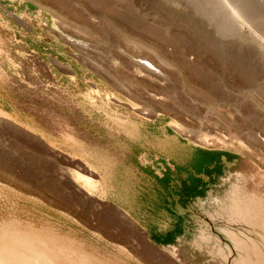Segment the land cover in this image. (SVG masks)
I'll use <instances>...</instances> for the list:
<instances>
[{
  "label": "rangeland",
  "instance_id": "rangeland-1",
  "mask_svg": "<svg viewBox=\"0 0 264 264\" xmlns=\"http://www.w3.org/2000/svg\"><path fill=\"white\" fill-rule=\"evenodd\" d=\"M0 110V196L39 204L12 212L0 201V220L44 226H0L7 264H87L75 251L96 264H264V0H0ZM111 112L157 117L185 143L234 158L190 202L172 247L86 195L97 177L67 158L84 152L75 137L127 144L105 132ZM234 195L248 209L231 208Z\"/></svg>",
  "mask_w": 264,
  "mask_h": 264
},
{
  "label": "crops",
  "instance_id": "crops-1",
  "mask_svg": "<svg viewBox=\"0 0 264 264\" xmlns=\"http://www.w3.org/2000/svg\"><path fill=\"white\" fill-rule=\"evenodd\" d=\"M103 116L105 132L121 133L127 144L103 143L93 137L90 144L86 137L70 141L85 148L83 153H71L70 149L67 158L82 164L97 177L99 185L90 194L82 190L127 216L154 245H176L187 230L190 202L201 199L208 187L218 184L220 177L234 166V158L185 143L157 117L140 121L115 112ZM108 120L115 121L111 124L113 129L108 128ZM157 140L161 146H156ZM166 141L171 143L169 150L162 144ZM77 180L84 183V188H96V183L85 176L78 175ZM130 181L133 184L125 187L124 183ZM139 206L147 219L137 218L141 215L136 211Z\"/></svg>",
  "mask_w": 264,
  "mask_h": 264
},
{
  "label": "water",
  "instance_id": "water-1",
  "mask_svg": "<svg viewBox=\"0 0 264 264\" xmlns=\"http://www.w3.org/2000/svg\"><path fill=\"white\" fill-rule=\"evenodd\" d=\"M6 196H7V194H4V195L0 196V201L4 204L5 207H8L9 209H11L12 212L13 211H17L19 207H23V206L20 205L19 202H21L23 204H27L28 203L31 206H38L39 205L37 202H35L33 200H29L28 201V199L22 198L21 196H19L17 194H13V195L11 194V197H9V198H7L8 196L7 197ZM18 211H20V210H18ZM9 221L18 222L20 225H24V226H28L29 225V226L34 227V228H39L40 226H43V225H40L38 227H35L33 225H30L29 223L22 222L21 220H14V219H7V220H3V221L0 220V226H12V225L7 223ZM62 238L66 239L64 237H62ZM66 240H69V239H66ZM69 241H72V240H69ZM72 242H75V241H72ZM78 246H81V245L78 244ZM81 249H82V251L84 253L88 254L87 252L84 251V249L82 247H81Z\"/></svg>",
  "mask_w": 264,
  "mask_h": 264
},
{
  "label": "bare ground",
  "instance_id": "bare-ground-1",
  "mask_svg": "<svg viewBox=\"0 0 264 264\" xmlns=\"http://www.w3.org/2000/svg\"><path fill=\"white\" fill-rule=\"evenodd\" d=\"M139 63H141V64H143V65H145V66H147V67H150L149 69L151 70V71H155V69L154 68H152V66L150 65V64H148V63H146L145 61H141V62H139ZM207 138V137H206ZM43 231H50L49 229H44ZM42 231V232H43ZM51 232V231H50ZM51 233H53V232H51ZM54 236H55V238L57 239V240H59V241H61L62 242V240L64 241V242H66V243H68V244H71L72 246H73V249H76L77 248V246H78V244L77 243H75V242H72V241H69V240H66V239H63V238H59L58 236H56L55 234H53ZM45 241H46V239H45ZM53 242H57V241H55V240H52ZM13 244H15V242L13 243ZM7 245V244H6ZM25 246V245H24ZM31 246V245H30ZM20 247H22V246H20ZM26 247V246H25ZM33 247V246H32ZM10 249V248H9ZM26 248H24V250H25ZM15 250V249H14ZM65 251H69V249H67V248H65ZM64 251V252H65ZM75 251V250H74ZM14 252V251H13ZM16 253L18 252V251H15ZM20 252V251H19ZM24 253H25V251H24ZM23 253V254H24ZM75 253L76 254H78V255H81L82 257H84V258H86L87 257V260H88V262H87V264H96V262H97V260H94L91 256H89V255H83V254H79V253H77L76 251H75ZM15 254V253H14ZM18 254V253H17ZM16 254V255H17ZM21 255V254H20ZM8 256V254L4 251V248H3V246L0 244V264L1 263H6V262H9V263H12V260L11 259H9V257H7ZM18 258H20V256L18 257ZM26 258V257H25ZM30 260V259H29ZM18 261V260H17ZM28 261V260H27ZM62 260H60V259H57V261L56 260H52L51 262H50V264H60V262H61ZM34 262V261H33ZM35 263V262H34ZM7 264V263H6Z\"/></svg>",
  "mask_w": 264,
  "mask_h": 264
},
{
  "label": "flooded vegetation",
  "instance_id": "flooded-vegetation-1",
  "mask_svg": "<svg viewBox=\"0 0 264 264\" xmlns=\"http://www.w3.org/2000/svg\"><path fill=\"white\" fill-rule=\"evenodd\" d=\"M230 200H231V205H232L231 208L248 209L247 205L245 207H243V208L241 207V202L239 201V198H237V196L236 197H235V195L232 196V198ZM242 213L246 214V212H242ZM231 221L233 222L235 220L231 219ZM232 222H230V223H232ZM235 222H237V221H235Z\"/></svg>",
  "mask_w": 264,
  "mask_h": 264
}]
</instances>
